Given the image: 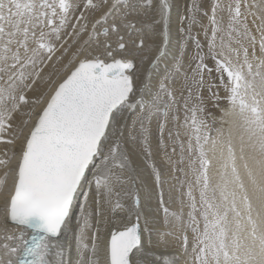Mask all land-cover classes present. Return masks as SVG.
Returning <instances> with one entry per match:
<instances>
[{"label": "snow or ice", "instance_id": "snow-or-ice-1", "mask_svg": "<svg viewBox=\"0 0 264 264\" xmlns=\"http://www.w3.org/2000/svg\"><path fill=\"white\" fill-rule=\"evenodd\" d=\"M173 9L0 0V264H264V0H191L146 100Z\"/></svg>", "mask_w": 264, "mask_h": 264}, {"label": "bare ground", "instance_id": "bare-ground-1", "mask_svg": "<svg viewBox=\"0 0 264 264\" xmlns=\"http://www.w3.org/2000/svg\"><path fill=\"white\" fill-rule=\"evenodd\" d=\"M173 4H174V9H173L172 18L170 21V31H171L170 49L171 50L168 56L162 59L158 67L152 72L151 79L149 80L150 88H149V91L145 93V97H144L146 100H150L151 94H153L156 91V88L158 87L159 79L162 77L164 70L167 67L171 66V63L173 61V56L179 55V39H180L179 29L181 27L180 16L185 14V10H186L185 7L187 6H186L185 0H173ZM199 38L202 42L204 41L203 34L199 35ZM191 51L192 50L190 49L188 50L189 53ZM185 62L186 64L188 62L187 56L185 57ZM148 69H149V64L146 63L143 67V70L140 73V79L137 80L136 82L138 88L148 77V74H149ZM137 94L139 95V93ZM169 126L171 127V125ZM153 134L155 136V131ZM153 143H155V140L153 141ZM2 147L3 146H0V148ZM139 149L136 148V146H133L131 157L134 162V166L140 170L142 174L143 182H144L142 184V193H141L142 204L144 206V211L149 214L150 222L158 224L159 216L157 214V201H158L157 193L153 190L152 180L150 177V169L146 166V162L144 160V154H142L143 152H141V149L140 150ZM167 195H168V188L165 187V199H167ZM149 196H150V199H149ZM141 224L143 225V219L141 220ZM70 236L71 234L69 233L68 238H70Z\"/></svg>", "mask_w": 264, "mask_h": 264}, {"label": "rangeland", "instance_id": "rangeland-1", "mask_svg": "<svg viewBox=\"0 0 264 264\" xmlns=\"http://www.w3.org/2000/svg\"><path fill=\"white\" fill-rule=\"evenodd\" d=\"M185 2H186V6H188L190 3H191V0H185ZM208 3H209V0H202V7L203 8H205V9H207L208 8ZM186 9H187V7H185ZM185 12H186V10H185ZM199 20H200V22L201 23H203V24H207V18L206 17H203L202 15L201 16H199ZM202 34V29L200 28V26H199V24H197V25H195L194 27H193V34ZM200 34V35H201ZM192 50V46H191V42H189V45H188V50ZM185 62V61H184ZM185 65H186V62H185ZM153 125H155V126H153ZM156 124H155V121H154V123L152 124V129H153V133H154V131H155V133H156ZM155 129V130H154ZM136 148H138L139 149V147H136ZM140 150V149H139ZM141 152H142V150H141ZM143 154V153H142ZM156 163L157 164H160L161 162H160V159H159V157H157L156 158ZM165 187H169L168 185H165Z\"/></svg>", "mask_w": 264, "mask_h": 264}]
</instances>
